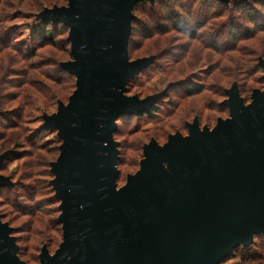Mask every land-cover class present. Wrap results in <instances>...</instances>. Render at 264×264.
Listing matches in <instances>:
<instances>
[{
  "label": "water",
  "instance_id": "1",
  "mask_svg": "<svg viewBox=\"0 0 264 264\" xmlns=\"http://www.w3.org/2000/svg\"><path fill=\"white\" fill-rule=\"evenodd\" d=\"M141 1L68 0L36 15L67 27L71 59L60 67L75 78L67 103L40 125L61 140L49 163L61 242L52 254L43 246L39 264H221L264 234V86L246 103L233 83L222 102L228 116L212 128L194 118L186 135L144 144L138 170L118 187L116 120L148 112L164 95L125 94L153 61L128 57ZM258 66L264 79V59ZM11 186L0 175V187ZM11 233L0 217V264H25Z\"/></svg>",
  "mask_w": 264,
  "mask_h": 264
},
{
  "label": "rangeland",
  "instance_id": "2",
  "mask_svg": "<svg viewBox=\"0 0 264 264\" xmlns=\"http://www.w3.org/2000/svg\"><path fill=\"white\" fill-rule=\"evenodd\" d=\"M241 1L145 0L132 10L137 22L131 26L129 60L153 61L129 79L125 94L140 99L164 95L151 117L122 115L116 120L118 187L138 170L142 146L150 140L162 145L169 134L186 135V123L194 118L209 128L226 118L222 102L233 83L246 103L252 90L263 88L258 59H264V33L252 31L242 19ZM67 2L0 0V155H5L0 175L13 183L0 189V217L12 228L17 255L25 264H39L41 248L52 254L61 242L59 201L49 167L61 140L56 130L40 125L42 115L56 112L58 101L67 103L75 78L60 67L71 59L67 27L49 21L52 35L47 38L35 36L34 28L43 21L36 15L44 8ZM232 28L249 37L232 40ZM188 82L201 85L202 91L188 96ZM252 243L235 248L221 264H264V237L254 235Z\"/></svg>",
  "mask_w": 264,
  "mask_h": 264
},
{
  "label": "trees",
  "instance_id": "3",
  "mask_svg": "<svg viewBox=\"0 0 264 264\" xmlns=\"http://www.w3.org/2000/svg\"><path fill=\"white\" fill-rule=\"evenodd\" d=\"M144 1L136 3L133 7V11L139 5L145 4ZM154 1H162V0H154ZM241 2L244 3L239 8L240 13H242V16H243L242 19H244L247 23L252 25V31L264 33V0H249V1L242 0ZM242 3H239V4H242ZM136 22H137V20L133 19L131 22V26ZM49 24H51L49 21H44V20L39 21L38 25L34 28V35L39 36L41 38H47L50 35H52V29H47V26ZM175 26H177V25H175ZM132 28L133 27H131V34H130V37L128 40V46H129V44L131 42V38H132V32H133ZM244 32L245 31L240 32V29H238V28H232L229 32V36H231V39L233 40L235 38L241 37L244 34ZM255 32H253V34ZM246 37L248 38L249 36H245V37L242 36V38H246ZM213 48H215V47H213ZM201 91H202L201 85H195L191 82H188L186 85V93L188 94V96L199 94ZM154 108H155V106H153L148 112L141 114V116L151 117L153 114ZM0 167H1V165H0ZM1 188L2 187H0V189ZM259 237H264V234L257 235V238H259ZM258 245H259L258 243H252L251 247H254V246L258 247ZM231 254L229 256H231Z\"/></svg>",
  "mask_w": 264,
  "mask_h": 264
}]
</instances>
